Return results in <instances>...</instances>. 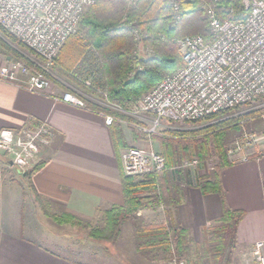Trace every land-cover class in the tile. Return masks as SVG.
<instances>
[{
	"label": "crops",
	"instance_id": "crops-1",
	"mask_svg": "<svg viewBox=\"0 0 264 264\" xmlns=\"http://www.w3.org/2000/svg\"><path fill=\"white\" fill-rule=\"evenodd\" d=\"M7 60L8 55L0 50V67ZM72 83L58 76L50 88L37 93L0 80V128L46 122L52 132L49 143L41 146L25 171L14 167L10 158L0 151V264H123L117 261L121 258L113 250L107 254L77 253L88 255L91 262L55 250L51 246L59 241L29 221L26 214L27 210L38 219L35 213L41 212V207L37 196L56 214H72L85 221L101 220L103 211L124 203L121 179L125 172L111 125L101 112L62 100L68 87L76 86ZM84 93L100 101L97 95ZM122 114L119 122L127 136L125 129L132 127L128 124L130 117ZM261 119L263 124L256 131L262 137L257 146L260 155L224 166L222 192L205 193L195 183L181 186L177 178V205L146 207L139 210L138 218L164 221L170 226L180 223L195 241H201L203 231L216 225L225 209L244 211L237 226L230 264H248L253 244L264 239V116ZM143 142L154 141L148 138ZM18 177L25 183L23 186ZM126 223L131 224V230L125 237L124 252L131 260L136 264H169L140 255L136 250L134 222Z\"/></svg>",
	"mask_w": 264,
	"mask_h": 264
},
{
	"label": "trees",
	"instance_id": "trees-1",
	"mask_svg": "<svg viewBox=\"0 0 264 264\" xmlns=\"http://www.w3.org/2000/svg\"><path fill=\"white\" fill-rule=\"evenodd\" d=\"M168 1L139 0L134 7L128 8L125 0H98L81 20L78 33L70 36L60 51L54 73L47 75L53 81H58V76L70 79L72 84L84 92L97 95L101 101L103 96L85 84L88 78H92L93 86L107 91L111 102H117L126 109L131 108L147 90L181 66L180 50L176 43L179 37L208 35V23L202 17L198 2L177 0L182 19L180 24L172 26ZM227 5L234 11H223L225 19L239 21L243 18L245 8L242 0H219L220 7ZM136 28L147 31L143 45L151 48V54L133 56L138 45L134 37ZM16 42L0 26V47L12 56L23 58L33 69L40 70L38 65L15 47ZM81 96L91 110L114 115L116 119L111 125L114 145L118 149L126 146L119 122L124 115L100 101ZM241 109L237 107L210 115L205 118L210 121L208 124L188 129H165L164 132L148 134L131 125L136 139H158L162 147L166 148L165 138L172 135L177 137L181 151L190 158L194 154L201 157L217 156L221 162L215 168L213 179L202 182L191 170L172 169L177 164L175 153L168 147L162 152L167 159V169L146 175L122 176L124 203L103 211L104 226L93 228L89 236L115 242L119 238L121 224L126 220H134L140 209L177 205V178L187 185H199L205 193L222 192L221 170L230 164L224 141L227 131L264 116V103L244 111ZM237 111L238 115H230ZM129 121L135 122L131 118ZM37 197L44 214L57 223L82 224L72 214L58 215L52 212L50 205ZM243 216L244 211L225 209L218 223L203 231L201 241H195L189 230L180 223L174 222L171 226L164 221L134 224L136 250L151 261H170L178 257L185 259L187 264H230L237 226Z\"/></svg>",
	"mask_w": 264,
	"mask_h": 264
},
{
	"label": "built area",
	"instance_id": "built-area-1",
	"mask_svg": "<svg viewBox=\"0 0 264 264\" xmlns=\"http://www.w3.org/2000/svg\"><path fill=\"white\" fill-rule=\"evenodd\" d=\"M97 0H0V26L24 45L26 55L40 67L35 70L23 58L13 57L0 67V80L42 93L54 82L47 74L54 73L57 58L70 36L77 34L86 10ZM134 7L139 0H125ZM198 2L202 16L208 23V35L179 37L181 66L162 82L147 90L131 108H123L108 99V92L94 87L92 78L85 84L103 96V105L134 119L128 124L151 134L165 121L200 122L206 117L237 107H255L264 103V0H242L245 14L239 21L225 19L223 11L232 13L231 6H219V0H187ZM172 26L181 19L180 3L169 0ZM137 46H144L147 31L136 28ZM144 48V47H143ZM151 54V48L145 52ZM140 56V55H139ZM84 91L72 86L62 100L76 107L90 109ZM88 98H91L88 97ZM92 100H96L93 99ZM108 125L114 115L101 112ZM151 124L147 128L146 124ZM52 135L46 122L35 126L0 128V151L7 155L14 167L25 171L31 159ZM240 142L230 149L242 152ZM230 157V156H229ZM248 155L239 157L247 160ZM122 165L127 175H146L167 169L166 157L151 148L131 146L122 151ZM198 158L182 161L172 169H197ZM171 169V168H170ZM181 186L186 182L181 181ZM248 264H264V239L252 246ZM169 264H187L174 257Z\"/></svg>",
	"mask_w": 264,
	"mask_h": 264
},
{
	"label": "rangeland",
	"instance_id": "rangeland-1",
	"mask_svg": "<svg viewBox=\"0 0 264 264\" xmlns=\"http://www.w3.org/2000/svg\"><path fill=\"white\" fill-rule=\"evenodd\" d=\"M97 1H96V3H97ZM93 6L86 10L84 16L92 10ZM128 8H131V7H128ZM201 14H202V12H201ZM181 19L179 20V22H177L176 25L180 24ZM171 22H172V20H171ZM15 47L21 53H23L25 56L28 54H31V52L26 47H24V45L22 46L16 42ZM143 47L144 46H137L136 50L133 53V56L134 57L139 56V55L140 56H146L148 53H147V51L145 52V47L144 48ZM0 50H1V52H5L8 55V59H11L13 57L15 58L14 55L12 56V55L8 54L6 51H4L3 48L0 47ZM53 82L56 83L57 81H53ZM249 108L250 107H248V106L242 107L243 111L247 110ZM112 110L117 112V113H120V115H123L119 110H116L115 108H113ZM239 111L233 112L230 115H232V116L238 115ZM261 118L262 117L249 120L247 122H244L242 126H237V127L232 128V129L227 131L224 141H225L226 147L228 148V153L230 152L231 148H234L236 146V142H240L241 146L243 148L242 152L241 151H238V152L233 151L231 155L228 154V156H230L232 160H236L239 157H243L245 155H248L250 158L252 156H255V155H260V151H257L258 150L257 146H258L259 141L262 139V137L257 136L256 131H257L258 127H261L263 124V121ZM209 122L210 121H208L207 119L201 120L200 122H198L196 124L188 123V122L165 121V122H163V124L159 125L155 129V131L156 132H164L165 129H188V128L194 127V126H202V125L208 124ZM146 125H147V128L152 127V125L149 123ZM121 130L124 134L125 131L123 130L122 127H121ZM125 130H126L127 136H125V134H124V136H125V140L127 142V145L120 148V154H122V151L124 149L131 147V146H151L154 150H156L160 153L165 152V149H168V147H169L172 149V152L175 153V161H176L177 165L181 164L182 161H184V160L191 159L190 156H188V154L186 152L181 151V149L178 147L177 137H174L172 135H168L165 138V142H166L165 147L166 148H164V147H162V145L160 144V141H158V139H153L154 142H151V143L143 142V139H136L135 138L134 133H133L134 131H132V129L130 130V129L126 128ZM193 156L194 157H192V158H198L200 163H199V166L197 169H194V170L189 169V170H191L196 176L200 177L202 182H204V180H206L210 175L214 174L215 168L221 162V159L217 156L201 157L200 155H197V154H194ZM230 157H229V160H230ZM17 179L22 181L21 180L22 178L18 177ZM23 184H25V183L22 181L21 185L23 186ZM24 186H26V185H24ZM28 207L29 206L27 204L26 208L28 209ZM52 212H54V211H52ZM26 214L27 215L29 214V217H30L29 221L30 220L33 221V223L36 226H38L39 229L44 230V232L47 234H50L53 237V239L59 241V243L56 246L54 244L50 243V246L54 245L51 247H53L55 250H57L63 254L68 255L71 258L78 259L81 261L91 262L92 260L91 259L89 260V258H91V257H89L88 255L84 254V255L79 256V255H77V253H79V252H85V253L88 252L89 253L92 251H97V252L98 251H104L105 254H107V252H110L111 250H113L114 252L117 253L116 256L117 257L119 256V258H121L120 260H117L118 262H123V264L125 262L128 264H136V262L131 260V258H129L127 256V253L124 252V250H126L125 248L127 247L126 242H124V241H126L125 237L130 234L129 230H131V224L126 223L127 220L121 224L119 238L115 242H109V241L102 240V239H94V238H91L89 236L93 228L104 226L103 215L101 216V220H93V221L92 220L85 221L83 219L76 217V219H78L79 222L82 223L81 225H78V224H74V223L73 224H71V223H62V224L57 223L53 218L46 216L44 214V212L42 211V209H41V212L38 211L37 213H35V214H37L38 219L33 214H30V212H28L27 210H26ZM132 221L134 222V224H137V225H144V224L151 223L150 221H147L146 219L138 218V216H136L135 219ZM74 253H76V254H74Z\"/></svg>",
	"mask_w": 264,
	"mask_h": 264
}]
</instances>
